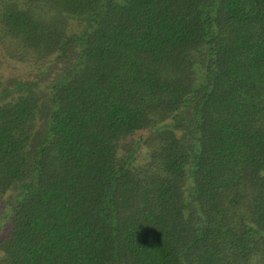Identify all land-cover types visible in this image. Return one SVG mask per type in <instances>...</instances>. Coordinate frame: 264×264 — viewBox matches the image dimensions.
I'll return each instance as SVG.
<instances>
[{
  "label": "trees",
  "instance_id": "trees-1",
  "mask_svg": "<svg viewBox=\"0 0 264 264\" xmlns=\"http://www.w3.org/2000/svg\"><path fill=\"white\" fill-rule=\"evenodd\" d=\"M0 264H264V0H0Z\"/></svg>",
  "mask_w": 264,
  "mask_h": 264
},
{
  "label": "rangeland",
  "instance_id": "rangeland-1",
  "mask_svg": "<svg viewBox=\"0 0 264 264\" xmlns=\"http://www.w3.org/2000/svg\"><path fill=\"white\" fill-rule=\"evenodd\" d=\"M27 66H22L19 63L16 62H10L9 64H7V72L9 71H13V72H18L21 69L25 70Z\"/></svg>",
  "mask_w": 264,
  "mask_h": 264
}]
</instances>
